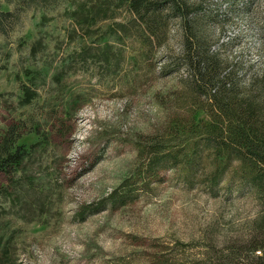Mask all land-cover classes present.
Segmentation results:
<instances>
[{"label":"rangeland","instance_id":"obj_1","mask_svg":"<svg viewBox=\"0 0 264 264\" xmlns=\"http://www.w3.org/2000/svg\"><path fill=\"white\" fill-rule=\"evenodd\" d=\"M189 1L218 11L201 30L249 88L264 73V0H235L231 15L228 0ZM0 12L10 15L0 21V148L7 143L17 159L0 172V264L262 256L250 250L264 206L235 182L240 165L214 190L190 185L188 163L161 182L146 174L143 146L189 117L177 99L185 73L167 72L183 45L179 20L154 46L121 0H0ZM193 139L175 136L171 146L190 156ZM212 158L203 174L218 167ZM133 192L134 201L118 204Z\"/></svg>","mask_w":264,"mask_h":264},{"label":"trees","instance_id":"obj_2","mask_svg":"<svg viewBox=\"0 0 264 264\" xmlns=\"http://www.w3.org/2000/svg\"><path fill=\"white\" fill-rule=\"evenodd\" d=\"M121 1L128 3L137 21L150 32L151 45L160 46L167 41L171 21L179 20L183 30L181 53L174 59L173 68L165 69L168 74L184 71V90L177 99L188 109L189 117L187 122L177 118V131L171 136L152 138L143 146L149 181L161 182L165 172L188 163L190 185L201 183L214 190L238 164L245 172L236 175L235 182L253 189L264 206V73L253 77L247 88L240 68L223 60L219 50H213V35L202 32L201 26L207 20L217 22L218 11L204 10L203 1L199 5L189 0ZM228 1L231 15L236 4L235 0ZM243 5L244 9H250V3ZM8 16L0 12V18L3 17L0 21ZM199 110L205 116L197 121ZM183 135L194 138L190 156L184 146H171L175 136ZM5 145L0 148V172L7 174L15 168L17 159L8 144ZM209 157L218 162V167L210 174H203ZM116 196L114 202L119 195ZM136 198L135 192L122 195L118 204L124 206ZM257 228L261 238L253 242L250 251L261 252L262 256H230L216 264H264V209Z\"/></svg>","mask_w":264,"mask_h":264}]
</instances>
